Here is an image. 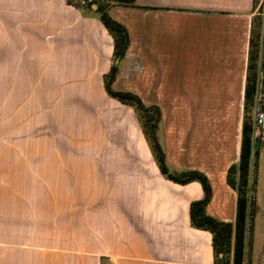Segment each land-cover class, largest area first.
<instances>
[{
	"label": "crops",
	"instance_id": "1",
	"mask_svg": "<svg viewBox=\"0 0 264 264\" xmlns=\"http://www.w3.org/2000/svg\"><path fill=\"white\" fill-rule=\"evenodd\" d=\"M137 5L110 10L131 35L117 90L143 97L149 86L191 95L184 103L194 109H243L254 0ZM95 11L67 0H0V264H215L212 234L191 224V203L205 194L200 183H174L159 167L111 166L104 159L114 151L60 148L93 143L108 109L114 40ZM124 77L134 85L123 88ZM224 120L217 114L212 159L188 169L211 181L208 214L234 222L237 192L227 176L242 132L226 133ZM77 159L86 164L81 203L73 196ZM263 166L264 142L257 206Z\"/></svg>",
	"mask_w": 264,
	"mask_h": 264
},
{
	"label": "rangeland",
	"instance_id": "2",
	"mask_svg": "<svg viewBox=\"0 0 264 264\" xmlns=\"http://www.w3.org/2000/svg\"><path fill=\"white\" fill-rule=\"evenodd\" d=\"M253 12L252 30L255 29L257 31L261 29L262 33H264V0H260ZM263 41L264 37H262L261 58L259 62V91L264 81V68L262 67L264 63ZM121 85L123 88L132 87L134 83L132 79L124 77L121 80ZM146 89L147 92L143 94V97L140 95L146 104L167 107L161 109L163 116L157 135L167 151L170 165L173 168L177 166L181 170H185L203 162L205 164L209 163L212 159L209 152L212 151L214 139L217 141V114L224 117V121L228 123L226 127H223L226 133L233 135L235 132H238V136L240 137L241 135L245 117V102L243 109L238 110L217 111L194 109L190 107V104L184 103L193 101L191 95L183 97L179 93H174L173 95L167 96L162 89H159L157 93L151 92L149 86H146ZM107 97L109 98L108 109L106 111L102 110L101 130L94 135L93 143L87 144L86 141L76 142L74 144L61 142L60 148L86 149L88 147L94 150L106 149L114 151L112 156L104 159L111 166L122 164L125 167H159L135 109L122 104L108 93ZM167 97H171L170 100ZM260 99L261 96L258 94L256 106L252 113L254 124L257 111L264 112L260 108ZM194 100L196 101L197 99ZM263 132L264 128L260 127L256 131V136H264ZM37 135L38 133L36 132L31 133V137H37ZM35 148L48 149L51 148V145L48 142L41 144L31 142V149ZM116 154H119V156ZM70 160L74 161V159ZM77 160L78 162L76 164L80 167L79 170H82V173L73 176L72 181L78 184V188L73 190V196L81 203L87 196L85 189L87 179L84 173V166L86 164L84 163L85 159ZM260 184L255 228L252 236L247 238L245 264H264V166ZM31 198L34 200L37 199L36 190H31ZM78 209V212L81 213V210H84V206H79ZM235 221L236 218L234 219ZM249 241L252 242V247L249 246ZM234 248L235 240L231 255L232 263Z\"/></svg>",
	"mask_w": 264,
	"mask_h": 264
},
{
	"label": "trees",
	"instance_id": "3",
	"mask_svg": "<svg viewBox=\"0 0 264 264\" xmlns=\"http://www.w3.org/2000/svg\"><path fill=\"white\" fill-rule=\"evenodd\" d=\"M69 5L78 9L92 10L93 4L98 5L95 11L100 21L114 40V58L110 71L105 75L104 82L107 93L124 105L135 109L139 116L144 134L148 139L161 173L168 180L186 185L198 182L204 189V198L193 201L190 208L191 224L194 228L208 231L213 236L215 264H245L247 238L254 233L257 214V170L260 158V148L263 146L261 137L256 136L252 113L259 94V62L261 58V29L252 30L250 38L247 84L245 91V117L242 130L241 155L238 164H233L228 170V183L237 192L236 221L228 222L208 214L207 207L213 198V187L209 177L200 170L173 168L168 160V154L157 135L162 121V110L158 105L146 104L140 95L117 90L115 82L121 73V63L127 56L131 46V35L128 28L110 13L113 6L136 7L137 0H67ZM85 2V3H83ZM260 0H254L256 9ZM264 44V41H263ZM264 68V63L262 65ZM260 108L264 111V96L261 97ZM235 240L234 258L233 242ZM252 247V242L249 241Z\"/></svg>",
	"mask_w": 264,
	"mask_h": 264
},
{
	"label": "built area",
	"instance_id": "4",
	"mask_svg": "<svg viewBox=\"0 0 264 264\" xmlns=\"http://www.w3.org/2000/svg\"><path fill=\"white\" fill-rule=\"evenodd\" d=\"M83 3H85V2H83ZM255 127L257 129H259L260 127L264 128V112L257 111L256 116H255ZM263 137L264 136H262V138Z\"/></svg>",
	"mask_w": 264,
	"mask_h": 264
},
{
	"label": "water",
	"instance_id": "5",
	"mask_svg": "<svg viewBox=\"0 0 264 264\" xmlns=\"http://www.w3.org/2000/svg\"><path fill=\"white\" fill-rule=\"evenodd\" d=\"M93 9L97 10L98 9V5L97 4H93Z\"/></svg>",
	"mask_w": 264,
	"mask_h": 264
}]
</instances>
